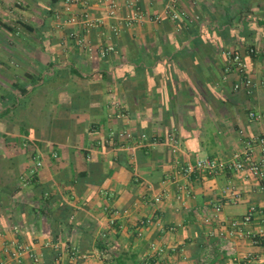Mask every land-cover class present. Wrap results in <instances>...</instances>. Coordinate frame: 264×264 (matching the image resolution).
<instances>
[{"label":"crops","instance_id":"0c3cea01","mask_svg":"<svg viewBox=\"0 0 264 264\" xmlns=\"http://www.w3.org/2000/svg\"><path fill=\"white\" fill-rule=\"evenodd\" d=\"M20 1L0 0V264H160L153 242L169 249V264H264V244L236 234L229 255L220 236L252 205L253 226L263 227V181L179 172L198 158L230 159L249 141L261 156L253 139L264 123L249 112L264 111V55L248 49H264V0H120L119 35L108 0H82L72 13L65 0ZM129 1L161 21L130 23ZM173 2L178 20L167 12ZM84 11L102 24L88 32L68 22ZM228 49L245 54L249 91L235 90ZM123 131L135 137L104 145ZM215 205L222 212L206 222L203 208ZM17 242L41 262L9 255L5 245Z\"/></svg>","mask_w":264,"mask_h":264},{"label":"built area","instance_id":"2783aa9c","mask_svg":"<svg viewBox=\"0 0 264 264\" xmlns=\"http://www.w3.org/2000/svg\"><path fill=\"white\" fill-rule=\"evenodd\" d=\"M17 4H20V0H14ZM67 3L68 11H72V7L76 5H82L84 2L82 0H65ZM108 12L109 17L116 20L113 25H111V31L115 35L121 33V29L117 24L119 19L118 10L121 6L120 0H108ZM128 4L133 8V13L128 18L129 22L132 23L134 20H149V21H161L160 15H150L143 11L141 6L135 1H129ZM176 3H171L167 7V12L171 15L172 19L178 20L180 18V13L176 11ZM4 9L0 8V18L4 16ZM72 13V12H71ZM181 14L185 12L181 11ZM72 15V14H71ZM69 23H82L85 26V29L89 32L92 29L98 27L102 24L100 19L93 18L89 12L84 11L81 14L73 13V15L68 19ZM72 36L78 39V42L81 45L86 44V39L83 34L79 32H73ZM115 50L113 44H109L102 50V56H108L112 51ZM249 54L251 55H264L263 48L249 47ZM227 56V65L226 72L237 73L239 76V81L234 84L235 90H241L242 88L247 89L248 91L254 86L255 82L252 78L249 70V63L245 57V54L239 49H228L225 52ZM249 118L251 121L264 123V111L252 110L249 112ZM124 137L127 139H133L134 133L130 131H123L121 133L112 134L111 137ZM141 141L148 139V134L143 133L138 137ZM169 141L173 145V150L176 153L179 149L180 139L175 132H171L168 135ZM253 141L259 146L261 151V156L257 158L253 152L250 150L249 141L246 145V149L234 153L230 159L220 158V157H204L198 158L195 162L180 163L179 172L184 176H192L196 173H204L207 175H214L221 171L233 170L241 172L245 176L252 175L253 177L258 178L260 181H263L262 190H264V132L258 135L253 139ZM107 142H110V139H107ZM42 163H39L41 165ZM181 192L183 194L190 195V190L187 185L180 186ZM162 196L158 195L155 197L153 204L161 202ZM222 205H215L212 209L208 206L203 208L204 220L206 222L213 221L219 214L222 212ZM258 207L252 205L249 209V212L244 216L235 218L231 220L228 228H225L220 231V236L224 239L223 249L228 252L229 255H235L236 249L234 245V236L239 234L243 237H247L253 241L255 245L264 244V225L263 227L256 228L253 226L255 213H257ZM119 214V211L115 210L112 213L113 217H116ZM115 222L113 219L112 223ZM152 218H147L142 221V224L152 223ZM16 229H19L18 227ZM171 229H175L172 227ZM151 249L156 254L157 259H159L160 264H169L171 252L166 246L160 245L157 242H153ZM5 251L16 258L18 261L23 262L26 257L32 259L35 262H41V255H39L30 244L27 243H13L6 244ZM74 256H77L81 259H86L88 254L74 252ZM207 258L203 257L202 262H206ZM2 264V263H1Z\"/></svg>","mask_w":264,"mask_h":264},{"label":"trees","instance_id":"16d2710c","mask_svg":"<svg viewBox=\"0 0 264 264\" xmlns=\"http://www.w3.org/2000/svg\"><path fill=\"white\" fill-rule=\"evenodd\" d=\"M102 74H103V76H105V77L108 76V73H107V72H103ZM126 76H127V75H126ZM116 138H117L116 136H115V137H112L110 142H107V140H104L103 143H104V145H109L111 142H113V143H115V144H118L117 141H116V140H117ZM103 247H105V245H104ZM58 252H59V249H54V250H53V253H54V257H55V259L59 257V253H58ZM154 261H155V260H154Z\"/></svg>","mask_w":264,"mask_h":264}]
</instances>
